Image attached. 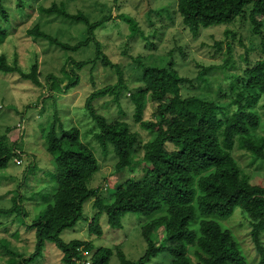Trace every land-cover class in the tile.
I'll list each match as a JSON object with an SVG mask.
<instances>
[{"label":"trees","instance_id":"1","mask_svg":"<svg viewBox=\"0 0 264 264\" xmlns=\"http://www.w3.org/2000/svg\"><path fill=\"white\" fill-rule=\"evenodd\" d=\"M171 1L182 26L194 37L201 28L247 25L251 34L259 39V59L253 64L246 63L240 74L231 72L236 70V65L228 44L225 52L228 58L218 66L211 64L203 68L193 83L180 76L172 63L157 66L151 63L149 56L129 57L136 70L132 81L135 86L130 88L132 82L124 79L123 67L113 65L96 40V32L111 28L107 23L115 21L110 18V11L93 21L80 11L69 13L64 2L38 7V12L45 17L81 24L85 37L71 45L35 25L28 31L33 38L46 40L64 52H76L91 44L95 47L93 59L76 62L69 58L66 64L71 62L73 68L67 70L65 64L61 68L63 78L48 75L47 94L41 93L39 98L45 95L44 99L55 101L51 98L53 94L69 93L79 83L77 71L88 65L92 71L97 61L117 74L115 83L89 95L83 110L92 123L91 143L97 145L102 156L113 154L116 162L113 173H121V178L106 197L99 194L98 188H90L89 183L99 171L95 152L81 141L75 127L65 128L54 114L41 137L51 160V179L37 184L39 190L30 191V197L39 198L38 205L43 206L26 226L34 232V252L17 253L8 248L10 244L6 239L0 238V247L8 257L0 264H32L46 243L59 250L61 264H85L86 261L109 264L113 255L109 248L99 247L93 251L92 242H64L60 237L81 219L83 207L90 200H93V214L87 232L96 238L103 234L99 224L101 215L106 216L111 229H120L121 218L127 213L147 218L140 227L145 243L143 254L131 261L115 246L118 264H150L160 255L169 257L170 264H248L232 231L220 225V221L228 219L236 209L240 210L242 223L248 229L247 236L258 264H264V182H251L232 155L236 149L264 164V120L258 110L264 98V0ZM14 11L20 21L27 19L23 0H16ZM117 17L127 25L130 38L144 39L134 19L127 15ZM168 19H172L171 15ZM12 20L11 14L0 4V45L15 29ZM224 35L231 40L235 38L228 30ZM148 45L153 47L151 43ZM214 45L216 52L222 51L220 42ZM239 45L242 46L240 40ZM37 67L35 59L29 72H22L15 62L8 63L6 55L0 54V73H18L22 81L41 88ZM224 81L227 82L225 89ZM126 96L133 106V122L148 135L145 142H141L139 134L120 116H124L121 104ZM223 98L226 103L222 102ZM98 99H108L115 104L119 116L110 117L107 108L97 109L95 101ZM148 104L152 110L150 118L145 120L144 110ZM20 155L18 142H9L1 135L0 172L5 171L11 161L17 164ZM136 169L141 170L138 176L133 175ZM38 171L30 164L24 170L23 179L34 177ZM125 171L128 177L122 180ZM28 193L25 188L21 192L15 190L12 206L0 209V215L26 217L27 211L21 202Z\"/></svg>","mask_w":264,"mask_h":264},{"label":"rangeland","instance_id":"2","mask_svg":"<svg viewBox=\"0 0 264 264\" xmlns=\"http://www.w3.org/2000/svg\"><path fill=\"white\" fill-rule=\"evenodd\" d=\"M53 2L57 4L64 2L69 13L76 14L80 11L88 14L93 21L106 16L110 11V18H115V21L107 23L108 27L112 26L111 28L97 31L96 40L102 45V52L108 60L113 65L123 67V77L130 82L135 79L136 70L134 64L131 65L129 57L149 56L151 63L157 66L172 63L180 76L193 82L203 68L211 64L218 66L222 60L228 58L225 54L228 44L232 47L231 57L236 65V70L231 72L240 74L246 63L253 64L260 56L259 39L251 34V29L247 28V25L234 24L228 27L201 28L199 34L194 37L188 28L182 26L181 19L171 0H23L25 12L28 14L27 19L23 21L19 20L18 14L14 11L16 0H0V4L13 17L12 26L15 27L4 43L0 45V54L6 55L8 63L15 62L18 69L25 73L29 72L31 64L37 59L38 80L43 85L39 88L29 82L22 81L18 73H0V136L5 135L9 142L17 141L21 152V157L17 158L20 165L11 161L7 169L0 172V209L12 206L15 190L18 189L21 192L25 188L29 191L28 194H25L24 201L21 202L27 211L26 217L15 216V214L0 215V238L9 242L10 250H15L20 254L25 253V255L34 252V232L26 229V226L43 207L38 205L41 202L39 198L30 197V191L39 190L40 186L38 185L42 181L45 184L51 179V160L44 150L41 137L42 130L50 124L54 114L65 128L75 127L81 141L89 144L93 153L95 152L99 161V171L95 173L89 183L90 188H98L99 194L106 197L108 190L113 188L116 181L121 178V173H113L116 163L113 154L102 156L97 145L91 143L92 123L89 117L85 116L83 110L85 101L92 92L116 82L117 74L113 69L103 67L101 62L97 61L92 71L89 69L90 65L77 71L79 83L69 93L53 94L51 98L55 101L44 99L45 95L39 98L41 93L47 94L45 82L48 75L59 79L63 78L61 68L69 58L80 62L93 59L95 54V47L92 44L76 52H64L56 46L49 45L46 40L35 39L28 34V31L37 25L40 30L63 43L73 45L84 39V27L81 24L69 23L52 16L45 17L38 12L39 6L48 7ZM120 15H127L134 19L144 35V39L140 36L130 38L127 25L117 19V16ZM169 15H171V20L168 19ZM115 23H118V26H113ZM225 30L235 34L234 40L225 37ZM239 40L242 46L239 45ZM216 42L221 43L222 51L216 52L214 45ZM148 43H151L153 47ZM244 57H247L246 62ZM71 68H73L71 62L67 63L66 69ZM65 83L66 81L63 80L62 85ZM226 84V81L222 82L224 89ZM134 86L135 84L132 82L130 88ZM226 101V98L222 99V102L226 103ZM263 103L264 98L258 104L262 120H264ZM95 105L97 109L107 108L110 117L119 116L116 105L108 99H98L95 101ZM121 110L124 116H120L129 124L132 131L139 134L141 142H145L148 135L141 130L138 124L133 122V106L127 96L122 99ZM151 110L148 104L144 110L145 120L150 118ZM232 155L243 172L249 176L251 182H264L263 163L253 161L248 154L236 149ZM30 164L36 166L39 171L34 177L28 176L24 180V170ZM140 172L141 170L136 169L133 175L138 176ZM127 173L125 171L126 175L122 174V176L125 175L122 180L128 177ZM92 202L93 200H90L85 203L81 219L72 229L62 232L61 239L64 242L71 240L92 242L93 251L99 247L109 248L113 252L109 264H118L115 246L120 247L127 259L137 260L145 249L140 227L147 221V218L127 213L121 218V228L111 229L106 223V216L101 215L99 224L103 234L100 238H96L88 235L87 232V224L93 214ZM240 214V210L236 209L228 219L220 221V225L223 229L228 228L232 231L247 263L258 264L256 253L247 236L248 229L242 223ZM5 256L4 249L0 247V263L8 258ZM88 256L90 257L91 253ZM60 258L59 250L53 244L46 243L41 255L35 257L32 264H61ZM150 264H170V258L160 255Z\"/></svg>","mask_w":264,"mask_h":264},{"label":"built area","instance_id":"3","mask_svg":"<svg viewBox=\"0 0 264 264\" xmlns=\"http://www.w3.org/2000/svg\"><path fill=\"white\" fill-rule=\"evenodd\" d=\"M18 163V162H17ZM85 255V254H84ZM86 264H89L88 262H85Z\"/></svg>","mask_w":264,"mask_h":264},{"label":"clouds","instance_id":"4","mask_svg":"<svg viewBox=\"0 0 264 264\" xmlns=\"http://www.w3.org/2000/svg\"><path fill=\"white\" fill-rule=\"evenodd\" d=\"M86 262H88V261H86ZM89 263V262H88Z\"/></svg>","mask_w":264,"mask_h":264}]
</instances>
